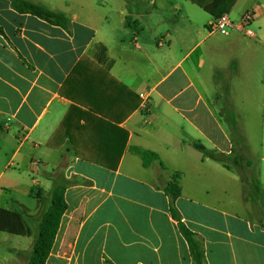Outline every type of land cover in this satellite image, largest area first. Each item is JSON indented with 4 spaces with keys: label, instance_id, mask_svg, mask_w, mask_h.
Returning a JSON list of instances; mask_svg holds the SVG:
<instances>
[{
    "label": "crops",
    "instance_id": "1",
    "mask_svg": "<svg viewBox=\"0 0 264 264\" xmlns=\"http://www.w3.org/2000/svg\"><path fill=\"white\" fill-rule=\"evenodd\" d=\"M25 1L68 18L55 23L0 0V153L15 141L13 156L34 173L43 167L45 187L63 186L67 204L45 264H193L165 192L177 173L174 205L202 239L205 264H264V228L247 215L243 195L236 201L228 191L240 176L198 148L235 150L211 95L203 100L192 78L205 50L219 49L214 33L176 1L165 34L154 19L158 0L154 8L143 0ZM250 11L257 19L264 3ZM149 27L151 39L140 38ZM26 143L31 153H21ZM134 148L159 159L144 166ZM33 184L42 200L43 183Z\"/></svg>",
    "mask_w": 264,
    "mask_h": 264
},
{
    "label": "rangeland",
    "instance_id": "2",
    "mask_svg": "<svg viewBox=\"0 0 264 264\" xmlns=\"http://www.w3.org/2000/svg\"><path fill=\"white\" fill-rule=\"evenodd\" d=\"M172 1L187 5L195 26L209 33L207 22L212 16L198 5L184 0H158L157 5L162 8L156 11L154 19L163 21L160 27L162 34L169 30L168 17L179 14L170 4ZM150 2L151 0H143L145 6L154 8ZM114 3L121 5L120 0ZM262 3L264 0H233L228 6L229 16L234 23H238L247 10H254L256 5ZM250 29L256 37L232 31L230 37L214 33L212 46L219 49L212 55L205 50L206 62L201 69L194 67L192 78L195 90L199 91L203 100L209 102V94L211 95V100L217 106V115L223 119L235 145L229 163L232 175L240 176L241 182L229 178L227 183L230 196L240 201L242 195L244 197L249 193L247 181L250 183L251 180H256L263 189L260 196L264 202V14L252 22ZM153 32V27H149L141 32L140 38L151 39ZM233 37L238 38L234 45L224 44ZM162 41L163 39H159V42ZM226 108H230V114L236 119L235 124L228 121L230 119L225 113ZM11 142L14 145H6L0 153V207L20 213L30 225L33 235L23 237L1 232L0 264H16L17 256L21 257L20 263L28 264L33 242L38 235L39 219L50 204L52 189L45 187L44 181L48 174L43 167L38 173H34L20 161V154L13 156L17 143ZM28 148L29 143H26L21 153L25 150L31 153ZM237 169L240 170L236 171ZM34 179L40 180L42 188L46 190L42 200L35 195L30 196L29 192L35 194L38 190V186L33 184ZM244 203L249 218L259 221L260 216L251 199ZM29 212L35 213V217H29Z\"/></svg>",
    "mask_w": 264,
    "mask_h": 264
},
{
    "label": "trees",
    "instance_id": "3",
    "mask_svg": "<svg viewBox=\"0 0 264 264\" xmlns=\"http://www.w3.org/2000/svg\"><path fill=\"white\" fill-rule=\"evenodd\" d=\"M192 1L201 6L211 16L216 18L225 13H229L228 6L233 0H209V2H207V0ZM13 2L14 6L21 12L31 13L42 19L63 25L68 22V18H66L63 14L51 11L41 4L31 3L25 0H13ZM230 121L235 124L233 116L230 117ZM198 148L205 155L222 163L225 167L230 165L229 162L231 155H226L215 150H209L202 145H198ZM134 151L141 156L144 166L149 165L153 160L159 159L158 155L152 151L142 150L139 148H134ZM180 178L181 176L178 173L175 174L172 181L167 183L165 186V192L170 199L171 213L177 220L179 230L189 245L193 264H205V253L202 239L184 225L174 205L176 198L181 195ZM247 179L248 178L246 176V181ZM247 184L249 193L243 197V200L246 202L251 199L260 216V223L264 228V202L260 196L263 189L256 180H251L250 183L248 180ZM42 194V192H38L35 196L36 198L41 199L43 196ZM66 209L67 204L64 199V187L61 185L56 186L52 189L51 200L48 208L41 215L38 225V235L33 242L32 252L28 264H45L52 250L53 243L59 229L61 217ZM1 232L23 237H32L33 235L30 225L20 213L3 207H0V233Z\"/></svg>",
    "mask_w": 264,
    "mask_h": 264
},
{
    "label": "built area",
    "instance_id": "4",
    "mask_svg": "<svg viewBox=\"0 0 264 264\" xmlns=\"http://www.w3.org/2000/svg\"><path fill=\"white\" fill-rule=\"evenodd\" d=\"M254 11L245 12L238 23H234L229 14L225 13L219 17L214 18L208 25L210 33H218L223 36L231 35V31H239L245 36L255 37V33L250 29V25L256 19ZM162 44L161 42L159 43Z\"/></svg>",
    "mask_w": 264,
    "mask_h": 264
}]
</instances>
